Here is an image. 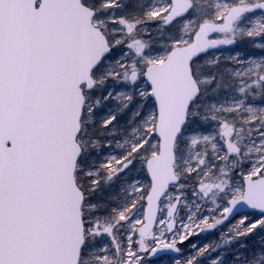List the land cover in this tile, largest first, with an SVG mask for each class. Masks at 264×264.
Wrapping results in <instances>:
<instances>
[{
  "label": "snow or ice",
  "instance_id": "6c2138e0",
  "mask_svg": "<svg viewBox=\"0 0 264 264\" xmlns=\"http://www.w3.org/2000/svg\"><path fill=\"white\" fill-rule=\"evenodd\" d=\"M0 264H264V0H0Z\"/></svg>",
  "mask_w": 264,
  "mask_h": 264
}]
</instances>
